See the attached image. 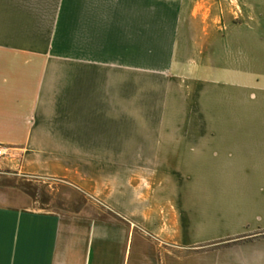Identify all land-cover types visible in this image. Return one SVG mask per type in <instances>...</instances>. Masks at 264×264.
Listing matches in <instances>:
<instances>
[{
	"label": "crops",
	"instance_id": "crops-1",
	"mask_svg": "<svg viewBox=\"0 0 264 264\" xmlns=\"http://www.w3.org/2000/svg\"><path fill=\"white\" fill-rule=\"evenodd\" d=\"M0 145V264H264V0H0Z\"/></svg>",
	"mask_w": 264,
	"mask_h": 264
},
{
	"label": "rangeland",
	"instance_id": "rangeland-1",
	"mask_svg": "<svg viewBox=\"0 0 264 264\" xmlns=\"http://www.w3.org/2000/svg\"><path fill=\"white\" fill-rule=\"evenodd\" d=\"M191 29V36L183 39L181 45L177 46L178 53L175 56L171 55V49L174 47L173 39L160 38L156 40L155 50H149V44L147 40H141V55H140V94L147 95L153 94L157 97V101L164 99L166 96H170L177 104H172L176 107L178 112V102L180 97L186 98L187 88L186 85L190 80H194L195 67L197 59H203L205 63L207 61V55L197 57V46L201 44L196 38L195 25L189 26ZM189 29V30H190ZM153 48V45L150 44ZM155 52V54H153ZM206 52V50H205ZM173 65V66H171ZM171 71L167 73H158L160 70L168 67ZM155 71L156 73H150ZM178 126V121L176 122ZM175 123V124H176ZM158 138H163L157 136ZM161 142V141H160ZM61 207H66V202H60ZM188 264H192L191 261Z\"/></svg>",
	"mask_w": 264,
	"mask_h": 264
},
{
	"label": "built area",
	"instance_id": "built-area-1",
	"mask_svg": "<svg viewBox=\"0 0 264 264\" xmlns=\"http://www.w3.org/2000/svg\"><path fill=\"white\" fill-rule=\"evenodd\" d=\"M7 155V152L4 147L0 145V159L4 158Z\"/></svg>",
	"mask_w": 264,
	"mask_h": 264
}]
</instances>
